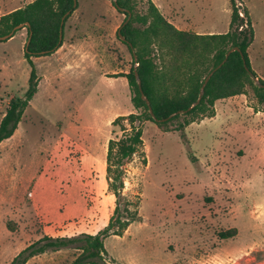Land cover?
I'll list each match as a JSON object with an SVG mask.
<instances>
[{"label":"rangeland","instance_id":"rangeland-1","mask_svg":"<svg viewBox=\"0 0 264 264\" xmlns=\"http://www.w3.org/2000/svg\"><path fill=\"white\" fill-rule=\"evenodd\" d=\"M34 1L0 0V16ZM147 1L137 0V13L146 14ZM152 1L180 30L230 31L231 0ZM235 2L251 20L249 61L264 80V0ZM126 18L111 0H78L63 46L34 59L37 93L0 146V264L45 236L94 235L109 224L116 197L106 155L109 141L121 137L112 123L137 113L127 78L117 76L135 67L119 37ZM26 44V29L0 41V124L11 99L29 88ZM214 113L190 124L185 141L177 121L143 124L123 190L140 203V220L105 239L98 264H264L263 106L249 86L217 101ZM233 228L236 237L220 238ZM81 253L48 251L27 264H74Z\"/></svg>","mask_w":264,"mask_h":264},{"label":"trees","instance_id":"trees-1","mask_svg":"<svg viewBox=\"0 0 264 264\" xmlns=\"http://www.w3.org/2000/svg\"><path fill=\"white\" fill-rule=\"evenodd\" d=\"M147 2L148 10L142 15L136 12L137 0L112 1L116 10L126 15V20L131 15L128 23L121 26L120 34L132 53L135 67L130 73L117 76L127 78L131 101L137 113L119 116L112 123L119 128L121 137L109 141L106 155L109 188L116 197V208L109 224L94 235L45 236L21 251L10 264H27L30 259L48 251L69 247L82 251L74 264H98L103 260L106 255L105 239L123 236L132 223L140 220V203L127 199L123 190L125 166L141 151L145 122L164 125L177 121L176 131L185 141L184 131L190 124L200 116L209 114L214 117L217 101L244 95L249 86L254 89L264 111V80L259 79V83H255L257 75L251 69L248 56V49L254 40V29L248 13L241 16L235 0H231L230 31L225 34H197L180 30L164 17L152 0ZM77 8L75 0H35L0 16V37L11 34L14 37L21 30H27V41L30 39V43L25 45L24 55L32 67L27 92L22 98L11 99L2 119L0 146L14 135L27 106L37 93L38 77L34 59L50 56L63 46L65 24ZM26 24L28 26L25 28L17 29ZM236 47L238 51L227 57ZM136 75L154 117L142 98ZM123 203L124 208L121 207ZM237 234V229L233 228L220 233V238H234Z\"/></svg>","mask_w":264,"mask_h":264},{"label":"water","instance_id":"water-1","mask_svg":"<svg viewBox=\"0 0 264 264\" xmlns=\"http://www.w3.org/2000/svg\"><path fill=\"white\" fill-rule=\"evenodd\" d=\"M111 1H115V0H111ZM77 3H78V0H75V5H77ZM130 18H131V15L128 17V19L125 21L124 24L128 23V21L130 20ZM63 23H64V20H63ZM26 26H28V24H26V25H21V26L17 27V29H23V28H25ZM11 37H12V34L9 35V36L0 37V40H1V41H6V40L10 39ZM119 37H120V39H121L122 41H125V38L120 34V29H119ZM62 39H63V35L61 34V40H62ZM29 43H30V39L27 41V46L29 45ZM235 51H238V48H237V47L234 48V49H232V50L227 54V57H228L232 52H235ZM221 66H222V65H221ZM136 76H137V79H138V83H139V87H140V90H141L142 98H143V99L147 102V104L149 105L150 113H151V115L154 117V113H153V110H152V108H151L150 102H149L148 98L145 96V94H144L143 91H142L141 82H140V80H139V78H138V75H136ZM211 76H212V73L207 77V79H206V81H205V84L203 85V90L201 91V94H200V97H199V99H198V101H197V104L200 102V100H201V98H202V96H203L204 87H205L206 83L209 81V79L211 78ZM254 79H255L256 82H259V80H258L257 78H254ZM190 109H192V107H191Z\"/></svg>","mask_w":264,"mask_h":264},{"label":"crops","instance_id":"crops-1","mask_svg":"<svg viewBox=\"0 0 264 264\" xmlns=\"http://www.w3.org/2000/svg\"><path fill=\"white\" fill-rule=\"evenodd\" d=\"M175 24V23H174ZM176 25V24H175Z\"/></svg>","mask_w":264,"mask_h":264}]
</instances>
